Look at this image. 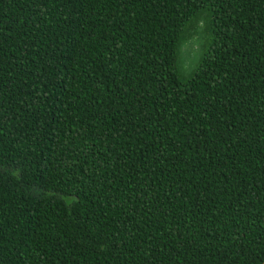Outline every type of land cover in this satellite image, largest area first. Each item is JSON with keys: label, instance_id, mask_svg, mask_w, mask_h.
<instances>
[{"label": "trees", "instance_id": "obj_1", "mask_svg": "<svg viewBox=\"0 0 264 264\" xmlns=\"http://www.w3.org/2000/svg\"><path fill=\"white\" fill-rule=\"evenodd\" d=\"M0 264H264V0H0Z\"/></svg>", "mask_w": 264, "mask_h": 264}]
</instances>
